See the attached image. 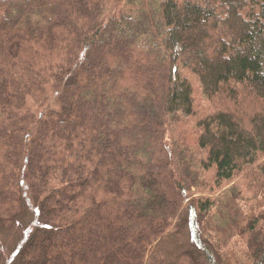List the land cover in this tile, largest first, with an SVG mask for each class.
Returning a JSON list of instances; mask_svg holds the SVG:
<instances>
[{"label": "trees", "instance_id": "1", "mask_svg": "<svg viewBox=\"0 0 264 264\" xmlns=\"http://www.w3.org/2000/svg\"><path fill=\"white\" fill-rule=\"evenodd\" d=\"M263 191L264 0H0V264H264Z\"/></svg>", "mask_w": 264, "mask_h": 264}, {"label": "rangeland", "instance_id": "2", "mask_svg": "<svg viewBox=\"0 0 264 264\" xmlns=\"http://www.w3.org/2000/svg\"><path fill=\"white\" fill-rule=\"evenodd\" d=\"M227 184V186H229ZM237 206L238 212H243L245 215H251L253 213L261 212L264 210V191L262 194L253 200H243L241 198L234 200ZM217 216V211H215ZM28 221L22 220V222L16 223L13 227L7 230H0V241H3L7 245L4 250V258L1 261L7 259L9 251L12 250L21 232L27 227ZM224 224L225 232H217L214 227L207 229L206 237L212 240L215 246V254L220 258V264H249L251 261L248 258L244 244L240 238L235 235V229L233 226L229 227L232 223Z\"/></svg>", "mask_w": 264, "mask_h": 264}]
</instances>
